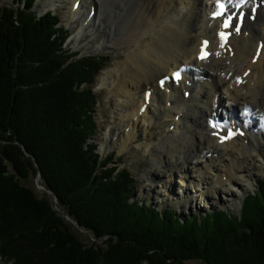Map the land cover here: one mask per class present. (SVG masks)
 I'll use <instances>...</instances> for the list:
<instances>
[{
	"label": "trees",
	"instance_id": "16d2710c",
	"mask_svg": "<svg viewBox=\"0 0 264 264\" xmlns=\"http://www.w3.org/2000/svg\"><path fill=\"white\" fill-rule=\"evenodd\" d=\"M0 6V260L11 264H264V182L239 216L179 218L134 199L136 180L96 144L91 90L105 58L65 50L34 0ZM63 32V33H62ZM35 155V156H34ZM39 172L56 198L22 181ZM107 237L104 248L84 243Z\"/></svg>",
	"mask_w": 264,
	"mask_h": 264
},
{
	"label": "bare ground",
	"instance_id": "6f19581e",
	"mask_svg": "<svg viewBox=\"0 0 264 264\" xmlns=\"http://www.w3.org/2000/svg\"><path fill=\"white\" fill-rule=\"evenodd\" d=\"M78 1L79 7L71 5L67 12L71 21L79 23L77 37L99 30L105 36L103 47L125 50L117 70L104 77V84L114 79L112 91L123 108L122 126L133 127L130 136L121 134L117 145L143 147L162 164L159 172L163 177L171 180L176 173L186 187L185 206L198 200L200 185L219 186L227 201H237L252 187L249 172L264 173V0H247L240 11L248 14L257 4L254 21L245 19L240 32L231 34L224 45L217 37L222 31L220 19L213 20L210 14L217 1H226L233 10L238 0ZM202 40H208L205 51L209 56L198 61ZM258 43L262 47L256 55ZM180 66L186 72L179 86L171 85L169 92L158 90L157 80ZM193 80L198 84L190 88ZM148 87L154 91L140 113ZM185 91L190 92L187 99ZM205 107L211 110L206 112ZM233 107L240 111L239 116L225 119L221 114H230ZM160 119H170L173 128L152 140L154 123ZM211 119L242 127L244 136L218 144L212 137ZM180 156L191 167L192 177ZM153 169L146 174H158Z\"/></svg>",
	"mask_w": 264,
	"mask_h": 264
},
{
	"label": "rangeland",
	"instance_id": "374dc122",
	"mask_svg": "<svg viewBox=\"0 0 264 264\" xmlns=\"http://www.w3.org/2000/svg\"><path fill=\"white\" fill-rule=\"evenodd\" d=\"M72 2L73 0H35L32 12L37 14L38 17L47 12H52L58 15L61 21L58 27L62 28L63 32H66L69 36L65 42L64 48L70 53L77 54L74 59L85 56L105 58V61H103L105 62V68L101 70L94 78V82L91 86V90L96 96L93 113L95 133L89 143L97 145L96 151L100 153L102 158H105L109 152L114 151L115 156L111 161H109L108 166L118 167L119 164L120 169H127L128 172L131 173V175L136 180V187L134 191L135 200L145 202L146 204L155 207L157 206L160 210L164 209L165 207H169L175 211L178 214L177 216L180 218H193L197 217L198 215H205L207 212L211 213L215 210L228 211L231 216H239L244 206L245 197L253 192L258 191V182H264V173L250 171V175L248 177L249 179L247 180H249V183H251L252 187L248 188L245 193L241 195L240 198L235 202L227 201L222 195L221 187L219 188V186L207 187L200 185L199 192L197 193L198 200L193 202L194 204L188 203L187 206H185L184 198L186 196V187L185 184L181 183V179L178 178L176 173H173L171 180L163 177L159 172L162 164H160L158 160L153 159L154 155L152 157L150 154L145 152L143 147L138 148L134 145L128 148H121L119 145H117L121 139V134L130 136L131 132L133 131V127L131 124L129 128H124L122 126L121 114H123V108L120 106L121 103L119 102L117 93L114 90L112 91L113 84H115L113 83L114 79L111 80V78L109 80L111 82L104 84V77L106 75L105 73H112L114 70H117V66H119V64L125 59V50L123 48L112 46L103 47L102 45H104L103 43L105 36L99 30H94L93 32H89L88 30L84 37L80 36L78 38L77 35L80 32L79 23L71 21L67 17L68 8L71 6ZM18 3L22 2H17V0H0V6L9 5L17 7ZM197 84L198 80H193V83H191L189 87L195 88ZM140 94L141 90L139 91V95ZM120 101H122V99H120ZM235 109H237V107L231 108V112H233ZM210 110L211 109L205 107L206 112H209ZM238 111L239 110H237V112ZM228 117L230 119L234 118L230 115ZM170 124V119H160L155 121L152 132V140H157L166 131L170 130ZM189 128L193 130L197 129L194 125H189ZM185 160V157L180 156V163H183L184 167L189 169L187 170L189 174H187L189 177H192L193 172H190L191 167L189 166L188 162H185ZM153 163L157 165H154ZM152 167L154 168L153 172H157L158 174L155 173L153 175H147V171ZM169 170L172 169H166L165 172ZM22 182L25 186L35 189L39 196H42L43 193L47 194L50 197L49 200L54 205V209L61 213L66 220L75 226V222L71 220L69 216L64 215V212L61 209H58L56 206V198L42 182L39 172H37L36 175L31 173L29 179ZM169 183L174 184L172 186V184ZM194 184L198 183L195 181ZM193 201L195 200L193 199ZM75 228L79 238L84 243H95L97 246L104 248V241L107 239L106 236L95 239L83 229L77 227ZM0 264L11 263L0 260ZM186 264H198V262L193 261L187 262Z\"/></svg>",
	"mask_w": 264,
	"mask_h": 264
},
{
	"label": "snow or ice",
	"instance_id": "6c2138e0",
	"mask_svg": "<svg viewBox=\"0 0 264 264\" xmlns=\"http://www.w3.org/2000/svg\"><path fill=\"white\" fill-rule=\"evenodd\" d=\"M227 26V25H226Z\"/></svg>",
	"mask_w": 264,
	"mask_h": 264
}]
</instances>
